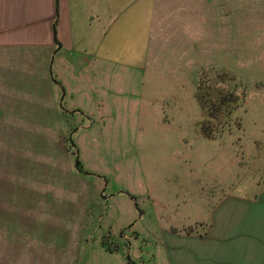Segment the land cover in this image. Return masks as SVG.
Listing matches in <instances>:
<instances>
[{"label":"rangeland","instance_id":"374dc122","mask_svg":"<svg viewBox=\"0 0 264 264\" xmlns=\"http://www.w3.org/2000/svg\"><path fill=\"white\" fill-rule=\"evenodd\" d=\"M169 7L174 12L163 9L153 24L145 84L138 71L105 69L95 86L100 105L98 98L73 100L91 117L57 102L32 105L0 86V264H129L126 255L160 264V227L205 214L202 206L180 205L176 194L190 184L201 200L236 191L249 169L257 171V162L240 166L241 143L252 153L253 140L264 136V105L251 79L264 73L255 38L244 43L247 52L225 60L231 74L214 70L207 22H197L204 36L194 48L197 19L185 6ZM221 96L236 102L217 118L197 98L210 110ZM76 154L85 173L75 167ZM101 241L124 250L110 253Z\"/></svg>","mask_w":264,"mask_h":264},{"label":"crops","instance_id":"0c3cea01","mask_svg":"<svg viewBox=\"0 0 264 264\" xmlns=\"http://www.w3.org/2000/svg\"><path fill=\"white\" fill-rule=\"evenodd\" d=\"M169 6H177L178 12L185 6L184 12L197 19L193 22L194 48L199 49L200 37L204 36L197 22L201 16L207 22L214 70L228 74L225 60L247 52V39L255 38L254 54L258 64L262 60L264 0H0L3 95L17 96L37 106L44 101L57 102L74 109L67 110L69 113L91 117L80 102L98 98L95 86L105 69L138 71L143 77L139 83L145 84V76L152 70L153 24L156 15L165 17L163 9L174 12ZM240 37H244L243 43H238ZM195 52L198 55L197 49ZM261 67L264 70V64ZM251 79L255 99L264 105V73ZM76 96L81 99L79 103H73ZM248 96L245 93L246 99ZM260 128L264 135V122ZM253 142L252 153H246L241 143L240 166L249 163L248 170L257 162V171L249 169L252 175L239 190H220L218 195L213 191L201 200L200 191L190 184L176 194L180 205L202 206L205 214L187 217L180 224L167 221L160 227V264H264V136ZM122 233L120 230V236ZM111 248L116 250L104 247L110 253L124 250Z\"/></svg>","mask_w":264,"mask_h":264},{"label":"trees","instance_id":"16d2710c","mask_svg":"<svg viewBox=\"0 0 264 264\" xmlns=\"http://www.w3.org/2000/svg\"><path fill=\"white\" fill-rule=\"evenodd\" d=\"M57 19H58V14L56 15V17H55V20H54V22H53V32H54V35H55V38H56V24H57ZM56 41H57V39H56ZM230 96V95H229ZM229 96H221V97H219L218 99H216V100H213L212 101V103L210 104V110H209V108H208V106L206 105V103L204 102V100L203 99H201L200 97H197L198 98V101L202 104V106L203 107H205L206 108V110H207V113L209 114V116L210 117H213V118H217L218 117V115H217V113H219L221 110H222V106L224 107H227V103L228 102H236V100L235 99H233V98H229ZM228 107H229V105H228ZM212 111H214V112H212ZM227 112V114H229V112H230V110H228L227 108L225 109V113ZM226 114V115H227ZM201 132H202V134L205 136V137H207V138H211L212 136H211V134H210V132L205 128V127H203V126H201ZM71 145L72 146H74V144H73V141L71 142ZM75 167L77 168V170L79 171V172H83V173H85V171L83 170V167H82V163H81V161L79 160V157H78V155L76 154V156H75ZM127 195L131 198V199H133L134 201H135V204L137 205V203H136V200H135V196L134 195H131V194H129V193H127ZM103 245H104V247L107 249V250H109V251H114V250H116V249H114V248H111L110 246H108V244L106 243V242H103ZM126 259H127V261H128V263L129 264H136L131 258H130V256L129 255H126Z\"/></svg>","mask_w":264,"mask_h":264}]
</instances>
